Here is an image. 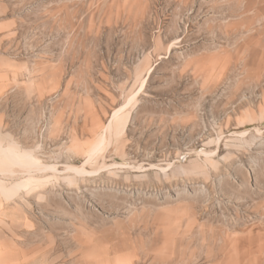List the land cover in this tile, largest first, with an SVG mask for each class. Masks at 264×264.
<instances>
[{"label":"rangeland","instance_id":"374dc122","mask_svg":"<svg viewBox=\"0 0 264 264\" xmlns=\"http://www.w3.org/2000/svg\"><path fill=\"white\" fill-rule=\"evenodd\" d=\"M0 264H264V0H0Z\"/></svg>","mask_w":264,"mask_h":264},{"label":"bare ground","instance_id":"6f19581e","mask_svg":"<svg viewBox=\"0 0 264 264\" xmlns=\"http://www.w3.org/2000/svg\"><path fill=\"white\" fill-rule=\"evenodd\" d=\"M123 107H117L116 109L113 110L112 115H117L119 111L121 112ZM107 127H110L109 125ZM109 132V131H108ZM103 139V138H102ZM98 142V141H97Z\"/></svg>","mask_w":264,"mask_h":264}]
</instances>
